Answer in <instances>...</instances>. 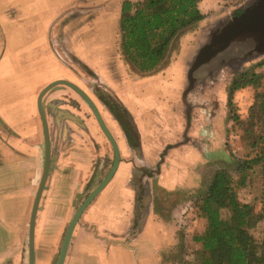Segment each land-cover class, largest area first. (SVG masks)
I'll use <instances>...</instances> for the list:
<instances>
[{"label":"rangeland","instance_id":"1","mask_svg":"<svg viewBox=\"0 0 264 264\" xmlns=\"http://www.w3.org/2000/svg\"><path fill=\"white\" fill-rule=\"evenodd\" d=\"M123 1L0 0V61L14 72L35 70L33 91L59 79L73 83L92 100L104 124L111 120L105 105L112 109L113 100L124 113L127 130L131 129L126 138L137 147L129 148L123 133L112 127L121 157L114 177L122 178L114 182L113 178L80 216L64 264H196L200 245L193 238L205 228L196 208L199 198L216 171L233 173L239 161L253 158L250 144L264 133L262 119L247 122L255 90H240L233 101L239 123L233 124L227 88L245 71L259 65L256 70L264 71V54L254 58L238 53L221 56L195 74L194 87L184 102L187 69L216 22L183 31L170 44L162 64L140 74L119 50ZM249 1L218 0V8L228 12L226 18L234 17ZM53 89L65 90L69 95L62 97L75 100L65 111L55 106L65 104L56 101L47 112L52 173L38 212H45L46 192L55 180L58 198H51L45 217L36 220L35 264H56L72 215L112 162L88 107L69 88ZM49 94L52 91L44 96L45 102ZM104 101L107 104H102ZM62 112L68 115L60 116ZM71 112L80 117L69 119ZM81 146L89 149L88 155L75 167L70 156ZM34 160L36 168L27 179L29 191L25 199L18 198V213L0 227V264H27L28 218L42 171V140ZM260 172L259 166L249 171L245 186L236 193L240 202L264 217ZM119 186L123 199L116 205ZM220 215L227 219L228 212L222 210ZM250 233L261 243L264 220Z\"/></svg>","mask_w":264,"mask_h":264},{"label":"trees","instance_id":"2","mask_svg":"<svg viewBox=\"0 0 264 264\" xmlns=\"http://www.w3.org/2000/svg\"><path fill=\"white\" fill-rule=\"evenodd\" d=\"M200 2L124 0L120 7L119 50L125 62L140 74L158 68L173 40L204 19ZM259 66L239 74L228 85L226 103L233 124L239 123L234 95L246 88L255 90L247 122L262 119L264 123V71L258 72ZM250 147L253 158L239 161L233 173L225 169L216 171L207 191L199 198L196 208L205 228L193 238L200 245L196 264H264V238L258 244L250 233L264 217L255 213L251 205L240 202L236 193L245 186L247 175L255 166L260 167L264 186V133ZM222 210L228 212L227 219L221 218Z\"/></svg>","mask_w":264,"mask_h":264},{"label":"crops","instance_id":"3","mask_svg":"<svg viewBox=\"0 0 264 264\" xmlns=\"http://www.w3.org/2000/svg\"><path fill=\"white\" fill-rule=\"evenodd\" d=\"M199 9L204 19L193 25L197 27H202L206 23L222 21L228 14L227 11L218 8V0H201ZM3 62L4 60L0 61V227L4 224V220L8 222L12 215L18 213V198L25 199L29 191L27 179L30 174L29 172L36 168L34 158H36L38 153V143L42 140L41 124L36 110V97L43 88L42 86L37 91H33L35 82L37 81L35 70H33V73L27 72L26 74L19 71L14 72L8 69V64ZM53 90H50L52 94L48 95L47 101L45 102L44 98L42 101L47 121L50 119L47 112L54 106L53 103L58 99H66L67 97L63 98L62 96L69 95L65 90ZM239 95L240 91L236 92L234 101ZM107 122L111 130L113 127L118 132L113 122L109 119H107ZM81 147L80 150L72 153L70 156V161L75 164V167H77L78 162H81L82 156L88 155L89 149ZM121 176L115 178V175L112 181L114 182L116 179L122 178ZM56 184L57 181L55 180L53 183L54 187L46 192L45 212L50 207L52 199L58 198L55 188ZM118 192L119 195L122 194L120 186ZM122 199V195L118 196L116 205ZM20 206L23 208V204H20ZM21 211L23 212V210ZM22 212L20 213L21 216ZM44 213L37 212L36 220H40L42 216L45 217L46 213ZM150 217L151 214L147 213L146 218L150 219ZM167 239H169V236H166Z\"/></svg>","mask_w":264,"mask_h":264},{"label":"water","instance_id":"4","mask_svg":"<svg viewBox=\"0 0 264 264\" xmlns=\"http://www.w3.org/2000/svg\"><path fill=\"white\" fill-rule=\"evenodd\" d=\"M195 53L187 69V87L182 94L184 102L187 94L194 87L195 74L204 67H208L213 62H216L221 56L227 54L236 55L238 53V55L244 58H254L255 56L264 54V0H250L238 15L217 22L209 31L207 42L203 46H199ZM56 86H65L82 98L92 112L99 129L110 143L114 153L113 162L107 174L80 203L72 215L63 236L56 264H64L72 233L80 216L89 204L111 182L120 164L119 150L112 135L106 128L93 102L80 88L67 80L59 79L50 82L39 91L36 97V110L41 124L43 163L28 218L27 264H35L34 238L36 215L40 209L39 202L42 193L46 190L45 184L47 178L52 173V166L50 165L52 162L50 158V138L45 114L43 112L42 98L48 91Z\"/></svg>","mask_w":264,"mask_h":264},{"label":"flooded vegetation","instance_id":"5","mask_svg":"<svg viewBox=\"0 0 264 264\" xmlns=\"http://www.w3.org/2000/svg\"><path fill=\"white\" fill-rule=\"evenodd\" d=\"M71 90V89H70ZM73 91V90H72ZM74 92V91H73ZM74 94L76 95V97L81 101V102H83V104H85V106L86 107H88L87 106V104L82 100V98H80V96H78L75 92H74ZM45 96V95H44ZM44 96H43V98H44ZM42 98V99H43ZM74 98H67V99H58V100H56V101H59V104H68V103H73L74 102ZM91 100V99H90ZM55 101V102H56ZM92 101V100H91ZM112 101V103H114V104H112L114 107L111 109L108 105H105V106H107V110H108V113H109V115L111 116V122L113 121V123L115 124V126H116V128H117V130L118 131H120V132H122L123 133V136H124V138L126 139L125 141H126V143H127V145L129 146V148H131V149H136L137 147L136 146H131L130 145V142H129V140L126 138V135H128V134H130L131 133V129H129V131L127 130V128L128 127H126L125 125H124V122H123V119H126L125 118V116H124V113L119 109V106L117 105V104H115V102H113V100H111ZM107 104V102H105L104 101V103H102V104ZM94 104V103H93ZM55 106H57L60 110H64L65 111V109L66 110H68V106H66V105H56L55 104ZM55 106H53V107H55ZM63 106H65V107H63ZM77 107V106H76ZM96 107V106H95ZM74 108V107H73ZM75 110H79L78 108H74ZM88 109H89V107H88ZM96 109L98 110V108L96 107ZM43 112H44V110H43ZM71 113H73V114H70L71 116H69V119H72V120H77V117H80V116H77V117H75V115H77L76 114V112H71ZM89 113H91V115H92V119L95 121V118H94V116H93V114H92V112L90 111V109H89ZM98 113L100 114V112H99V110H98ZM61 114V113H60ZM65 115H68V114H66L65 112H62V114L60 115V116H65ZM74 115V116H73ZM100 117L102 118V115L100 114ZM39 118V117H38ZM46 118V117H45ZM113 118V119H112ZM123 118V119H122ZM40 121V120H39ZM46 122H47V126H48V132H49V136H50V123L47 121V119H46ZM96 122V121H95ZM103 122H104V120H103ZM128 122V121H127ZM129 123V122H128ZM105 126H106V128L108 129V131L110 132V134L112 135V137H113V139H114V141H115V143H116V145H117V147H118V150H119V144H118V142L116 141V139L114 138V133L112 132V130L110 129V127H109V125L105 122ZM99 128V127H98ZM79 129V128H78ZM100 130V129H99ZM81 131V130H80ZM101 131V130H100ZM85 132H86V130H85ZM90 133V132H89ZM101 133H102V131H101ZM102 135H103V138H104V140H105V145H106V149H108V151H109V153L112 155V162H113V158H114V153H113V149H112V147H111V145H110V143L108 142V140L106 139V137L104 136V134L102 133ZM78 138V136L76 137V139ZM87 139L89 140L90 139V137H87ZM73 148V147H72ZM95 152H98V150L95 148V149H93ZM130 150V149H129ZM92 151V150H91ZM107 151V150H106ZM51 154H52V144L50 143V158H51ZM119 155H120V152H119ZM120 160H121V157H120ZM112 162H111V165H112ZM111 165H110V167H111ZM109 167V168H110ZM109 170V169H108ZM108 172V171H107ZM142 199H144V197L142 198ZM145 207V210H146V205L144 206Z\"/></svg>","mask_w":264,"mask_h":264},{"label":"built area","instance_id":"6","mask_svg":"<svg viewBox=\"0 0 264 264\" xmlns=\"http://www.w3.org/2000/svg\"><path fill=\"white\" fill-rule=\"evenodd\" d=\"M225 5V3H223Z\"/></svg>","mask_w":264,"mask_h":264}]
</instances>
